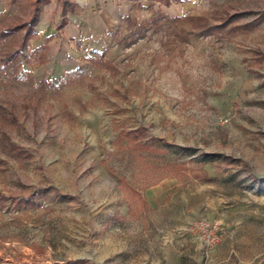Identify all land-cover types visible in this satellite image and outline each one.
<instances>
[{"label":"rangeland","instance_id":"rangeland-1","mask_svg":"<svg viewBox=\"0 0 264 264\" xmlns=\"http://www.w3.org/2000/svg\"><path fill=\"white\" fill-rule=\"evenodd\" d=\"M37 1L0 0V31ZM193 7L135 43L134 14L48 13L9 65L25 31L0 40V264H264V21H191L246 25L264 0Z\"/></svg>","mask_w":264,"mask_h":264},{"label":"crops","instance_id":"crops-1","mask_svg":"<svg viewBox=\"0 0 264 264\" xmlns=\"http://www.w3.org/2000/svg\"><path fill=\"white\" fill-rule=\"evenodd\" d=\"M77 1H72L75 3L76 12L68 13L66 27L58 30L56 26L58 31L113 28L121 25L123 18L133 14L138 24L148 18L146 14L150 12H161L168 16L171 11L174 14L184 13L192 9L197 0H83L84 3L81 4ZM61 2L62 0H51V3L44 7L39 23L43 17L47 20L48 13L53 15L55 12L61 18Z\"/></svg>","mask_w":264,"mask_h":264},{"label":"trees","instance_id":"trees-1","mask_svg":"<svg viewBox=\"0 0 264 264\" xmlns=\"http://www.w3.org/2000/svg\"><path fill=\"white\" fill-rule=\"evenodd\" d=\"M14 2V0H13ZM40 3H43L44 5H49L51 3V0H38L35 3V7H34V15L32 16V18L28 21L25 22L22 25H18V26H13L10 27V29H7L5 31H0V40L10 37L11 35H15L21 31H25L24 32V36L22 37V44L21 47L16 51L13 52L11 55H7L5 56V58L1 61V63H4L6 65H9L11 63V61H13L14 59H17L18 57H25L24 54V49L26 48L27 44L29 43L30 40L36 38V33H35V28L36 25L39 23V16L41 14V9H40ZM61 8L63 11V14L61 16V20L60 22L56 25L58 30H61L63 28L66 27L67 25V15L69 12L74 13L75 11V4L71 1V0H62L61 2ZM158 15V16H157ZM157 16V17H155ZM240 16V14H230V15H226L225 17H219L218 19V23H216L215 25H210V23L208 22L209 20L205 19L204 17L201 18H195V19H191V21L194 22H200V33L203 36H213L216 35L218 33H221L224 31L225 28H227L228 26L232 27V30H236V29H241V30H251L257 26L260 25L261 22L264 21V12L262 13L260 18H256L254 21L246 23V25H238L236 24L238 21V17ZM166 21L168 22V18H166L164 15L160 14V13H154V16H152L151 18H149L147 21H143L141 25H137L135 24L134 26L137 27V33H135V39L133 40V42H137L138 40H143V37L145 36V33L148 31H152L151 29H153V32L157 31V25L160 21ZM128 22L130 21L129 16L125 17L122 19V22ZM44 50L43 54H42V58L45 59L46 56V47L42 48ZM44 60H42L41 62H43ZM1 104H0V108H1ZM139 130H135L132 131L131 133L133 134H138ZM11 145V149L14 151H22L20 149L19 146L15 145V144H10ZM42 192H40L38 195L39 196H45L44 192L45 190L41 189ZM35 264H40V263H35ZM58 264V263H55ZM62 264H78L77 262H64Z\"/></svg>","mask_w":264,"mask_h":264}]
</instances>
